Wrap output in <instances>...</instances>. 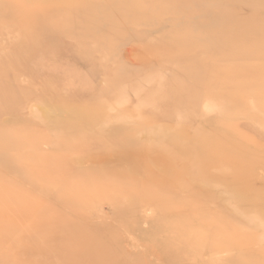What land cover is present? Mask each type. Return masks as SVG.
I'll return each instance as SVG.
<instances>
[{"label":"rangeland","instance_id":"rangeland-1","mask_svg":"<svg viewBox=\"0 0 264 264\" xmlns=\"http://www.w3.org/2000/svg\"><path fill=\"white\" fill-rule=\"evenodd\" d=\"M136 3L0 0V264H264V94L208 39L253 21L264 80V0Z\"/></svg>","mask_w":264,"mask_h":264},{"label":"bare ground","instance_id":"bare-ground-1","mask_svg":"<svg viewBox=\"0 0 264 264\" xmlns=\"http://www.w3.org/2000/svg\"><path fill=\"white\" fill-rule=\"evenodd\" d=\"M78 1V0H77ZM121 1V0H120ZM137 3L136 5L134 6H137V4L139 5L138 3V0H136ZM141 1V0H140ZM255 1V0H254ZM125 3V1H124ZM143 2H141V6L143 5L142 4ZM73 4V3H72ZM77 4V3H76ZM80 4V3H78ZM114 4V3H113ZM74 5V4H73ZM159 5V4H158ZM75 6V5H74ZM83 3H82V7H83ZM89 6V5H88ZM130 6V5H129ZM132 6V5H131ZM141 6L139 8H141ZM137 7V8H138ZM93 8V7H92ZM109 8V7H108ZM107 8V9H108ZM138 8V9H139ZM105 9V8H104ZM131 9V8H130ZM136 9V8H134ZM84 10V9H83ZM115 10V9H114ZM122 10V9H121ZM129 10V9H128ZM140 10V9H139ZM144 10V9H142ZM147 10V9H146ZM145 10V11H146ZM112 11V10H111ZM125 11V9H124ZM153 11V10H152ZM109 12H110V9H109ZM134 12V11H133ZM86 13V11L84 12ZM100 13V12H99ZM114 13V12H112ZM146 13V12H145ZM148 13V12H147ZM82 14V13H81ZM92 14V13H90ZM89 14V15H90ZM149 14H152V13H149ZM163 14V13H162ZM166 14V13H164ZM107 15V14H106ZM170 15V14H169ZM130 16V15H129ZM147 16V15H146ZM151 16V15H149ZM153 16V15H152ZM151 16V17H152ZM159 16V15H158ZM85 19H87L86 16H84ZM143 17V16H142ZM89 18L91 19H94L93 17L89 16ZM130 18V17H129ZM144 18V17H143ZM146 18V17H145ZM144 18V19H145ZM148 18V16H147ZM155 18L156 15H155ZM98 19V18H97ZM128 19V18H127ZM134 19V18H133ZM132 19V20H133ZM184 19V18H183ZM89 20V19H87ZM135 20V19H134ZM133 20V21H134ZM141 20V19H140ZM139 20V21H140ZM143 20V19H142ZM146 20V19H145ZM151 20V19H150ZM161 20V19H160ZM91 21V20H90ZM93 22L95 21L92 20ZM129 22L130 19H128ZM136 21V20H135ZM138 21V20H137ZM148 21V20H147ZM152 23V21H150ZM154 22V21H153ZM156 22H158V20H156ZM83 23V22H82ZM86 23V22H85ZM132 23V22H131ZM263 24V21L262 23L259 25V26H262ZM89 25V24H88ZM137 25L138 22H137ZM147 25V23H146ZM160 25L157 24L155 25L158 26ZM221 25H224L225 27L230 25V28L231 29V32L229 33H223L222 31L221 32H217V29L215 31L212 32V34L209 35L208 39L209 40H213L215 44H224L226 46L229 47L226 55H237V61L239 64H233L231 66V70H232V73L231 75H226V77H224L223 79L226 80L227 84L229 85L228 87H231V91L234 90L233 88L235 87L237 89L238 86H241V85H245V83H251L250 85L253 86V85H256V86H259V91L260 93H262L261 95L264 94V80L261 78V75L259 73V67H256V65L253 63V61L256 59V56H260L262 54V50L259 49V48H256L254 49L253 47L251 46H248L249 47V50H244V48H241L242 45H247V42H248V39H249V36L251 34V31L248 30L246 27H248L249 25H253V21H249L248 19H245V21H242L241 23L240 22H233V21H230L229 19H224L222 24ZM90 26V25H89ZM144 26V25H143ZM257 26V27H259ZM147 27V26H146ZM153 27V25H152ZM90 30L92 31V28L90 27ZM94 32V31H92ZM87 35V34H86ZM89 35V34H88ZM89 37V36H88ZM174 37V36H173ZM183 37V36H182ZM207 37V36H206ZM170 37L168 36V39ZM176 38V37H175ZM172 39V37L170 38ZM207 40V39H205ZM173 41V39H172ZM204 42V40H203ZM207 42L209 43L210 41L207 40ZM151 43V42H150ZM150 43L148 45H150ZM175 43V42H174ZM152 45V43H151ZM155 45V44H154ZM153 45V47H154ZM194 45V44H193ZM201 45V44H200ZM191 46V45H190ZM188 46V47H190ZM203 46V44H202ZM206 46V45H204ZM148 47V46H147ZM192 47V51H196L197 49L194 47V46H191ZM201 47V46H200ZM234 49V50H233ZM179 50V49H178ZM155 51V50H154ZM167 52V51H166ZM153 57V56H152ZM243 61H249V69L245 68L244 65H243ZM183 70H186V68H184ZM187 72V71H186ZM189 74V73H188ZM190 80V79H189ZM217 81H220V80H217ZM216 81V83H218ZM258 88V87H257ZM257 88L255 90H257ZM159 87L157 86L156 87V91H158ZM154 90V89H153ZM157 93V92H156ZM154 93V94H156ZM153 110V109H152ZM159 110H157L158 112ZM41 112V111H40ZM147 112V111H146ZM156 110H153L152 111V114H149V115H159V113H157ZM237 112V110H236ZM238 113V112H237ZM239 114V113H238ZM40 115V114H39ZM41 117V116H40ZM146 118V116H145ZM252 118V117H251ZM43 119H46L43 117ZM253 119V118H252ZM151 121V120H150ZM90 122V121H89ZM47 123V122H46ZM93 123V121H92ZM91 123V124H92ZM160 123V122H159ZM44 124V123H43ZM95 124V123H94ZM87 125V124H86ZM89 128V126L87 127ZM101 128V127H100ZM53 129V128H52ZM160 129V128H159ZM85 130H86V127H85ZM108 132V131H107ZM107 132H105L104 134H106ZM159 132V131H158ZM141 134V133H140ZM109 135V134H108ZM112 135V133H111ZM139 135V134H138ZM137 135V137H138ZM163 135V134H162ZM105 136V135H104ZM107 136V135H106ZM140 136V135H139ZM161 136V134H160ZM109 137V136H107ZM159 138V137H158ZM107 140H109L108 138H106ZM144 139V138H143ZM197 140V138H195ZM162 140V139H161ZM199 141V139H198ZM129 143V141H127ZM163 143V142H162ZM170 150V149H169ZM168 149H164V147H159L158 151L161 155H163L162 157H164V159H167L169 161H171L172 163L175 161H172V156H174V152L173 150L172 153L169 151ZM224 151V149L222 148L221 151H220V154H222ZM167 154V156H166ZM161 157V158H162ZM174 159V158H173ZM203 160V159H202ZM160 166V165H159ZM176 166V165H175ZM205 169V162L204 161H199V162H196L194 164H191V165H188L185 167V165L183 164V167L180 169H178V171H176V175H179V174H182V175H190L191 179L194 180V181H197V183H200L201 185L203 183H205L207 181L206 177L203 175V170ZM196 171H201V176L200 177H194L193 175H196L197 172ZM185 173V174H183ZM178 177V176H177ZM225 193V192H224ZM239 199V198H238ZM242 199V198H241ZM240 199V200H241ZM94 200V199H93ZM205 199L202 198V201H204ZM97 201V200H96ZM89 202V201H88ZM238 202V201H237ZM253 219V218H252ZM91 222V221H90ZM253 222V221H252ZM135 241V240H134ZM184 249L181 250L177 255L175 256H183V255H189V260H191L192 262H195L197 264H208L207 263V259H206V252H207V247H202L203 244H201V239H199V236L195 239L192 235H184ZM135 242L138 243V241L136 240ZM136 244V243H135ZM210 248V247H209ZM188 259L185 261L186 264H191V262L189 261Z\"/></svg>","mask_w":264,"mask_h":264}]
</instances>
